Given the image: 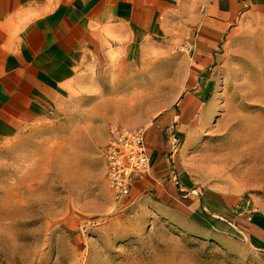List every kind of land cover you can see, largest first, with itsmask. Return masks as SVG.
I'll return each mask as SVG.
<instances>
[{
  "label": "rangeland",
  "instance_id": "1",
  "mask_svg": "<svg viewBox=\"0 0 264 264\" xmlns=\"http://www.w3.org/2000/svg\"><path fill=\"white\" fill-rule=\"evenodd\" d=\"M241 2L208 72L206 97L187 125L174 104L184 78L172 75L163 51L158 75L139 78L144 91L125 115L143 128L170 112L180 124L179 170L188 190L215 192L237 211L264 214V0ZM71 115L0 142V264H264L248 239L212 226L217 217L190 216L179 225L144 202L126 218V199L115 197L106 177L82 172L67 139L76 128ZM96 135L101 148L104 135Z\"/></svg>",
  "mask_w": 264,
  "mask_h": 264
},
{
  "label": "crops",
  "instance_id": "2",
  "mask_svg": "<svg viewBox=\"0 0 264 264\" xmlns=\"http://www.w3.org/2000/svg\"><path fill=\"white\" fill-rule=\"evenodd\" d=\"M241 7V0H0V142L71 111L76 128L67 139L82 172L105 177L96 132L106 142L107 125L141 128L150 167L130 188L123 207L130 209L122 214L127 218L133 205L148 202L179 225L190 216L211 215L219 219L208 218L212 226L239 233L264 255V214L237 211L215 192L188 190L180 153L166 142L172 123L180 131L172 114L143 128L125 115L137 108L130 103L134 94L144 91L139 78L158 75L163 51L173 62L172 75L184 78L174 104L187 125L206 97L208 72Z\"/></svg>",
  "mask_w": 264,
  "mask_h": 264
},
{
  "label": "built area",
  "instance_id": "3",
  "mask_svg": "<svg viewBox=\"0 0 264 264\" xmlns=\"http://www.w3.org/2000/svg\"><path fill=\"white\" fill-rule=\"evenodd\" d=\"M190 50V46H188ZM166 142L172 151L179 146L174 125L166 131ZM105 177L112 193L119 200L125 199L136 179L150 167V156L144 137V130L111 124L107 140L100 148Z\"/></svg>",
  "mask_w": 264,
  "mask_h": 264
}]
</instances>
